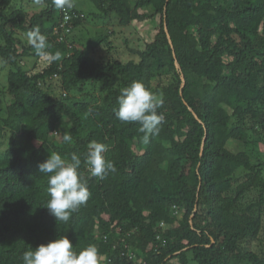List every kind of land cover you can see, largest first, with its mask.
Returning <instances> with one entry per match:
<instances>
[{
	"label": "trees",
	"instance_id": "1",
	"mask_svg": "<svg viewBox=\"0 0 264 264\" xmlns=\"http://www.w3.org/2000/svg\"><path fill=\"white\" fill-rule=\"evenodd\" d=\"M90 1L92 11L76 0L64 9L0 0V61L9 67L0 264H22L28 247L59 235L76 251L95 245L100 264H136L124 256L130 249L148 264H264V0ZM91 15L108 26L82 41L77 30L91 32ZM110 19L121 28L150 20L156 33L128 46L126 62H103L96 54L111 52L117 34ZM36 28L61 58L32 72L22 61L43 58L26 40ZM133 81L162 101L160 130L147 142L138 123L116 116L120 90ZM87 89L91 99L75 94ZM94 140L107 145L117 171L99 179L82 164L90 198L58 223L38 165L53 151L83 158Z\"/></svg>",
	"mask_w": 264,
	"mask_h": 264
},
{
	"label": "clouds",
	"instance_id": "2",
	"mask_svg": "<svg viewBox=\"0 0 264 264\" xmlns=\"http://www.w3.org/2000/svg\"><path fill=\"white\" fill-rule=\"evenodd\" d=\"M37 2L39 3V0ZM52 4L57 9L73 7L72 0H52ZM26 40L37 56L51 60L61 58L58 51L49 55L46 36L41 34L39 28L29 31ZM117 102V118L124 123H138L139 132L144 133V142L148 141L150 135L158 134L164 119L162 113L158 114L162 101L143 82L133 81L129 86L122 88ZM62 139L64 143H71L72 136L65 134ZM107 150L105 143L94 140L88 144L83 158L77 153L65 158L53 151L38 165L40 173L47 176L49 199L45 207L58 223H67L72 213L90 198L91 193L82 164L91 177L99 179L117 171L115 163L105 157ZM100 259L99 250L95 245L89 244L76 251L67 235H59L56 239L35 248L30 246L22 254V264H100Z\"/></svg>",
	"mask_w": 264,
	"mask_h": 264
},
{
	"label": "rangeland",
	"instance_id": "3",
	"mask_svg": "<svg viewBox=\"0 0 264 264\" xmlns=\"http://www.w3.org/2000/svg\"><path fill=\"white\" fill-rule=\"evenodd\" d=\"M76 3L81 7V8L80 7L78 8L86 10V11H92L93 9H95L94 4L90 0H76ZM16 6H20V3L15 2L13 7H16ZM36 8L37 7H35L34 10H36ZM108 21H109V26L111 28L113 29L116 28L117 34L112 36L114 48L112 49L111 52L100 51L96 54V58L103 62H106V60L108 59H118L122 62H126L128 59L132 57L131 53L128 50V46H131V47L138 46L139 37L143 38L145 41H151L153 39L154 34L156 33V26L153 25V22L150 20H146L142 22L136 21L131 26L124 27V28L119 27V25L115 23L113 19H110ZM87 25L88 26L91 25V27H89L91 28V32H89L88 27H82L80 30L79 29L77 30L78 31L77 35L80 37L79 39H82V41L83 40L87 41L88 38H90L92 34H95L94 32L96 29H100L103 26H108V24L102 23L100 19H94L93 17L87 20ZM124 39L128 40L129 44L127 41H124ZM48 62H49V59H46L45 57L38 60L35 65H33L32 60H29V59H25L24 61H22V63L28 68V70L32 72H37V71L42 70L43 67L48 64ZM8 68H9L8 65L4 66L3 62L0 61V91H1L0 106L3 109V112L9 100V97L4 89V85H6L5 76L7 74ZM91 91L92 89H87L85 92H82V93L75 92V94L78 96L79 99L82 97L83 98L86 97V100H87V99H91V95L89 96V92ZM54 92L56 95H60L61 90L59 88H55ZM95 93L99 94V91L97 90L95 91ZM4 144L5 143H2V146ZM234 146H235V143L231 141V143L229 144V147L231 149H235ZM243 177H244V171L240 170L236 173V178L238 180H242ZM250 195L249 197L256 201V199H258L259 197V192L253 191ZM245 202H248V199H245ZM255 246L258 248L260 247L258 242H257V245ZM253 248H254V245H253Z\"/></svg>",
	"mask_w": 264,
	"mask_h": 264
},
{
	"label": "built area",
	"instance_id": "4",
	"mask_svg": "<svg viewBox=\"0 0 264 264\" xmlns=\"http://www.w3.org/2000/svg\"><path fill=\"white\" fill-rule=\"evenodd\" d=\"M124 256L133 260L136 264H148L142 256L138 255L137 251L130 249L126 253H124Z\"/></svg>",
	"mask_w": 264,
	"mask_h": 264
},
{
	"label": "water",
	"instance_id": "5",
	"mask_svg": "<svg viewBox=\"0 0 264 264\" xmlns=\"http://www.w3.org/2000/svg\"><path fill=\"white\" fill-rule=\"evenodd\" d=\"M167 31V30H166ZM171 42V41H170Z\"/></svg>",
	"mask_w": 264,
	"mask_h": 264
}]
</instances>
